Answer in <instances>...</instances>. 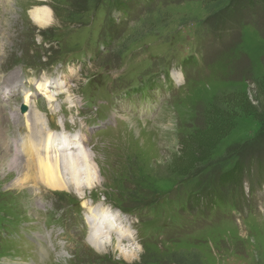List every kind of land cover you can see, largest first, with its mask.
I'll return each mask as SVG.
<instances>
[{
    "label": "rangeland",
    "instance_id": "374dc122",
    "mask_svg": "<svg viewBox=\"0 0 264 264\" xmlns=\"http://www.w3.org/2000/svg\"><path fill=\"white\" fill-rule=\"evenodd\" d=\"M39 5L51 15L44 28L29 17ZM72 66L80 71L74 68L78 77L66 88L76 103L59 96L50 111L44 98L34 100L43 116L53 118L51 127L63 116L69 131L99 112L107 120L101 114L118 112L110 108L117 92L144 102L169 90L159 95L160 107L148 103L133 112H149L150 125L120 112L122 127L93 145L100 184L84 189V199L73 190L23 181L21 139L29 131L18 108L32 94H0V264H264V163L260 169L249 164L261 156L264 162V131L252 117L237 114L227 137L208 153L200 147L210 138L206 120L221 118L217 111L225 103L239 97L261 104L264 0H0V88L19 84L34 91L29 68H37L38 82L54 74L64 78ZM173 68L185 71L181 91L171 82ZM84 100L96 104L86 111ZM3 137H10L12 152ZM237 162L243 172L219 186L233 185L238 193L242 173L245 197L223 217L211 202L214 182L224 166ZM90 201L108 207L128 241L118 246L112 233L101 251L87 242L88 227L77 214L84 216ZM61 215L64 226L50 237L43 225ZM24 229L40 238L38 250L3 240ZM123 247L133 250V259L120 257Z\"/></svg>",
    "mask_w": 264,
    "mask_h": 264
},
{
    "label": "bare ground",
    "instance_id": "6f19581e",
    "mask_svg": "<svg viewBox=\"0 0 264 264\" xmlns=\"http://www.w3.org/2000/svg\"><path fill=\"white\" fill-rule=\"evenodd\" d=\"M36 1L41 3L44 0ZM29 17L35 25L41 28L46 27L51 20L49 9L42 5L36 6V8L30 11ZM179 79L180 77L177 75V82L180 81ZM41 88L45 91L44 93L42 91V93L49 104L54 103L56 96L63 90L56 88L55 95H50L48 93L50 88L46 85V82L41 85ZM68 89H65L68 95L66 98L68 102L72 101L74 103V99H70L71 96ZM30 97L31 95L28 94H25L23 97V103L28 106V112L22 117L27 119L26 123L30 129V133L34 135H32V144L25 148L24 165H20L19 172H24L23 181H31L33 184L44 185L46 189L54 192H70V190H73L76 191L79 198L84 199V189L89 190L100 184L98 162H95L92 152L81 151L80 153H74L71 151L68 144L70 137L61 133L51 132L48 120L37 109L33 108L35 101ZM8 118L10 119L11 116ZM85 207L89 212L87 242L94 249L101 251L110 246L112 243V233L117 236L115 237L116 242L129 240L128 235L119 232L114 227L119 223H114L115 218L110 217L108 210L105 211L101 203L96 206L86 203ZM98 229L104 232H100ZM116 244L118 246L121 245L118 242ZM131 251L133 250L123 247L119 251V255L122 259L128 261L135 256V253Z\"/></svg>",
    "mask_w": 264,
    "mask_h": 264
},
{
    "label": "trees",
    "instance_id": "16d2710c",
    "mask_svg": "<svg viewBox=\"0 0 264 264\" xmlns=\"http://www.w3.org/2000/svg\"><path fill=\"white\" fill-rule=\"evenodd\" d=\"M260 88L262 90H260L261 92L259 94L261 95L260 97L263 98L260 100V105H258V103H256L257 105H254L248 101V99L242 100L239 97H235L234 99H231L229 103H225V109L217 111L221 112V118H217V120H213L212 122L206 120V123L210 124L209 129L206 130V135H210V138L200 145V147L202 146V151L200 149L201 152H210L211 149L215 147L216 143L220 142L229 135V133L233 130V124L236 121V118H238L237 114L252 117L257 122L260 131H264V85H260ZM256 102H258V100ZM261 157L251 158L249 164L253 161L255 164L260 166L263 162ZM237 172H243L241 164H238V162L233 169L220 176V182L225 183L226 179L229 181L237 179L235 175ZM179 173L181 176L183 175L182 171ZM229 176H231V178H227Z\"/></svg>",
    "mask_w": 264,
    "mask_h": 264
},
{
    "label": "water",
    "instance_id": "95a60500",
    "mask_svg": "<svg viewBox=\"0 0 264 264\" xmlns=\"http://www.w3.org/2000/svg\"><path fill=\"white\" fill-rule=\"evenodd\" d=\"M22 111H24V108H22Z\"/></svg>",
    "mask_w": 264,
    "mask_h": 264
}]
</instances>
